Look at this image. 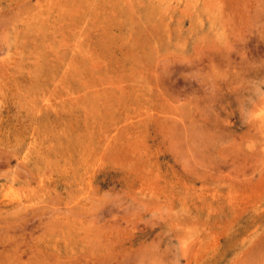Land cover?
Masks as SVG:
<instances>
[{
	"label": "rangeland",
	"instance_id": "1",
	"mask_svg": "<svg viewBox=\"0 0 264 264\" xmlns=\"http://www.w3.org/2000/svg\"><path fill=\"white\" fill-rule=\"evenodd\" d=\"M264 0H0V264H264Z\"/></svg>",
	"mask_w": 264,
	"mask_h": 264
},
{
	"label": "clouds",
	"instance_id": "2",
	"mask_svg": "<svg viewBox=\"0 0 264 264\" xmlns=\"http://www.w3.org/2000/svg\"><path fill=\"white\" fill-rule=\"evenodd\" d=\"M249 64L250 66H252V70L264 67V61H261L259 64H257L256 62L250 61ZM257 84H259V87L262 90H264V80L260 82H253L252 86L255 88Z\"/></svg>",
	"mask_w": 264,
	"mask_h": 264
}]
</instances>
